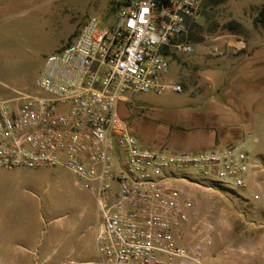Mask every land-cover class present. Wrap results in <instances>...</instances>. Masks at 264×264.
Here are the masks:
<instances>
[{
    "label": "built area",
    "instance_id": "built-area-1",
    "mask_svg": "<svg viewBox=\"0 0 264 264\" xmlns=\"http://www.w3.org/2000/svg\"><path fill=\"white\" fill-rule=\"evenodd\" d=\"M200 8L201 0H126L112 25L90 19L45 60L35 87L47 97H0V169L62 167L96 197L95 258L77 264H207L210 227L162 174L194 168L245 187L244 142L164 152L139 145L118 114L129 93L183 91L160 82L164 53L193 52L186 36Z\"/></svg>",
    "mask_w": 264,
    "mask_h": 264
},
{
    "label": "rangeland",
    "instance_id": "rangeland-1",
    "mask_svg": "<svg viewBox=\"0 0 264 264\" xmlns=\"http://www.w3.org/2000/svg\"><path fill=\"white\" fill-rule=\"evenodd\" d=\"M125 1L0 0V97L11 99L18 93L47 97L35 87L45 60L73 43L90 19L112 25ZM262 5L264 0H201L186 36L193 52H177L179 61L166 58L168 71L160 76L162 84L179 83L194 63L200 76H215L214 87L205 86L201 76V84L197 81L180 94H127L128 108L149 119L153 128L161 124L162 113L209 110V103L222 102L226 93L239 106L238 111L229 108L232 123L224 126L218 146L205 151L244 142L249 157L244 188L203 176L194 168L162 174L193 202L195 220L210 227L207 264H264V117L257 105L247 107L245 53L234 57L227 41L211 42L213 35H233L249 48H262L264 29L254 22ZM194 57L199 60L193 62ZM147 137L155 145L163 139L150 128ZM96 226L95 195L66 169H0V264L92 260ZM185 234L190 235L188 230Z\"/></svg>",
    "mask_w": 264,
    "mask_h": 264
},
{
    "label": "crops",
    "instance_id": "crops-1",
    "mask_svg": "<svg viewBox=\"0 0 264 264\" xmlns=\"http://www.w3.org/2000/svg\"><path fill=\"white\" fill-rule=\"evenodd\" d=\"M201 36V35H200ZM226 47L234 51L232 55L236 57L239 54L245 53L242 57L246 64L248 74V84L245 86V99L248 109H253L257 105L264 117V46L249 48L246 41L233 35H213L211 42H225ZM203 43L202 41H199ZM193 49V47H192ZM181 53V52H180ZM241 58V59H242ZM171 59L179 61L177 51L172 53ZM239 61L240 58H235ZM191 60L196 61L199 58L194 57ZM240 62V61H239ZM190 68L188 75L181 77L177 85L182 87V90H188L189 87L197 85L202 80L205 86L214 87L216 84L215 76L203 75L197 73L194 63ZM239 68H244L243 66ZM201 84V83H200ZM243 88V86L241 87ZM170 93V92H169ZM226 93L222 97V102L214 99L209 103V110L193 108L188 111H173L162 113L159 117V124L155 128L148 126L149 119L141 118L138 112H133L128 108L130 99L127 97L125 102L118 105V114L128 127L131 135L137 140L141 146H150L154 149H163L170 152H196L205 151L218 146L224 126L232 123V115L228 112L229 108L236 111L239 110L238 104H234L232 99ZM250 126V121L247 122ZM149 128L155 132V129L161 133L162 141L155 145L149 139ZM69 262L62 261L60 264ZM72 262V261H71ZM74 264H77L74 262Z\"/></svg>",
    "mask_w": 264,
    "mask_h": 264
},
{
    "label": "trees",
    "instance_id": "trees-1",
    "mask_svg": "<svg viewBox=\"0 0 264 264\" xmlns=\"http://www.w3.org/2000/svg\"><path fill=\"white\" fill-rule=\"evenodd\" d=\"M254 22L258 25H260V27H262L264 29V5H262V7L260 8L257 17L255 18ZM167 57H171L172 53L171 52H166L164 53Z\"/></svg>",
    "mask_w": 264,
    "mask_h": 264
}]
</instances>
